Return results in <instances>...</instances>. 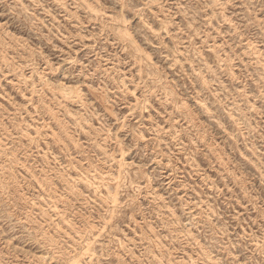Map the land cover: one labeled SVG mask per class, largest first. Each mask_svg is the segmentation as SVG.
Returning <instances> with one entry per match:
<instances>
[{
	"label": "rangeland",
	"instance_id": "374dc122",
	"mask_svg": "<svg viewBox=\"0 0 264 264\" xmlns=\"http://www.w3.org/2000/svg\"><path fill=\"white\" fill-rule=\"evenodd\" d=\"M0 264H264V0H0Z\"/></svg>",
	"mask_w": 264,
	"mask_h": 264
}]
</instances>
